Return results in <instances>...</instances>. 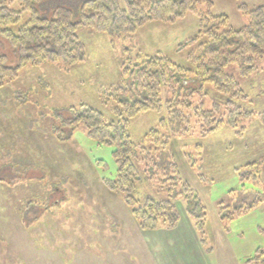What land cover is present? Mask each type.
Returning a JSON list of instances; mask_svg holds the SVG:
<instances>
[{
  "label": "rangeland",
  "instance_id": "1",
  "mask_svg": "<svg viewBox=\"0 0 264 264\" xmlns=\"http://www.w3.org/2000/svg\"><path fill=\"white\" fill-rule=\"evenodd\" d=\"M83 1L44 0L37 8L50 16L57 6L76 12ZM210 1L209 7L198 3L184 17L148 21L125 42L80 26L83 60L28 63L0 87V264H255L247 260L264 247V55L253 59L254 69L247 74L235 63L224 67L246 95L234 104L253 112L237 127L201 128L196 116L200 103L209 109L218 102L224 117L228 111L227 96L211 83L188 99L187 131L172 132L162 125L165 107L130 119L131 140L148 149L137 156L157 157L153 178L137 182V199H172L167 185L172 189L173 184L163 183L158 170L161 163L175 161L205 207L202 236L184 199L175 202L180 220L174 228L164 227L158 218L156 229H141L121 193L103 183L115 179L113 146L88 137L82 123L70 131L62 121L81 104L116 121L114 100L103 102L100 91L121 81L123 66L133 68L140 57L160 52L194 69L188 55L205 40L190 41L198 34L199 13L226 15L225 29H241L248 19L240 5L247 10L264 6V0ZM119 3L123 7V0ZM8 7L21 10L16 1ZM29 18L22 11L10 29L16 33ZM0 54L8 57L9 66L17 64L2 37ZM171 96L162 86V103ZM134 161L141 172L145 162ZM257 197L260 202L250 210L220 218V205L230 212Z\"/></svg>",
  "mask_w": 264,
  "mask_h": 264
},
{
  "label": "trees",
  "instance_id": "2",
  "mask_svg": "<svg viewBox=\"0 0 264 264\" xmlns=\"http://www.w3.org/2000/svg\"><path fill=\"white\" fill-rule=\"evenodd\" d=\"M13 1L20 5V11L8 7V3ZM43 1L0 0V37L10 44L17 56V64L9 66L8 57L0 54V87L14 78L18 69L28 63L38 64L46 60L73 63L83 60L85 46L77 35L80 26L117 36L125 42L138 27L148 21L184 17L188 12L196 11L198 3L204 2L208 7L211 5L210 0H123L122 7L119 0H85L76 12L57 6L50 16H43L37 8ZM240 8L246 12L248 19L247 25L241 29H225L226 15L199 13L198 34L190 41L199 38L205 40L188 55L194 69L185 68L160 52L140 57L133 68L123 66L121 81L100 91L103 102L114 100L112 110L117 117L116 121H107L99 110L84 104L78 109L71 107L70 115L62 120L70 131L82 123L88 137L98 144L113 146L115 179L105 178L103 183L108 190L121 193L123 202L141 229H156L158 218L163 220L164 227L174 228L180 219L175 202L184 199L187 213L193 219L197 231L201 236L204 232L205 207L195 191L180 176L175 161L161 163L158 170L161 177H164L163 183L167 180L173 184L172 189L167 185L172 199L156 200L151 196H146L142 201L137 199V182L142 178H153L157 172H154L157 170V157L137 156L138 152L148 149L131 140L130 119L139 112L161 111L165 107L167 118H162V125L169 127L172 132L187 131L185 126L189 120L184 109L190 106L188 99L198 89L203 90L206 83H211L216 91L227 96L228 111L224 117L218 102H214L209 109L203 108L200 103L196 116L202 129L212 132L224 125L237 127L240 119L249 118L253 114L234 104L236 100L245 99L246 95L236 79L225 73L224 67L235 63L241 74H247L254 69L253 59L264 55V6L247 10L241 4ZM22 11L29 12L30 18L14 33L10 25L19 21ZM162 86L172 92L171 98L163 103L160 98ZM134 158L138 162H145L141 172ZM148 170L153 172L148 173ZM258 202L260 197L230 212L220 205L219 216L221 219H231L234 214L248 211ZM43 209L46 210L45 207ZM247 261L264 264V247L258 248Z\"/></svg>",
  "mask_w": 264,
  "mask_h": 264
},
{
  "label": "crops",
  "instance_id": "3",
  "mask_svg": "<svg viewBox=\"0 0 264 264\" xmlns=\"http://www.w3.org/2000/svg\"><path fill=\"white\" fill-rule=\"evenodd\" d=\"M180 220V219H179Z\"/></svg>",
  "mask_w": 264,
  "mask_h": 264
}]
</instances>
